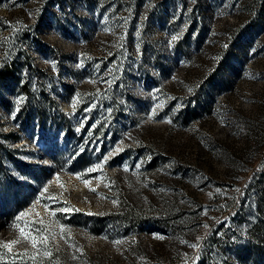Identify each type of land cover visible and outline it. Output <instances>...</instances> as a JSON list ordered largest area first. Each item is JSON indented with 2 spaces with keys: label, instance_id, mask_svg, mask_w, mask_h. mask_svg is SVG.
<instances>
[{
  "label": "rangeland",
  "instance_id": "obj_1",
  "mask_svg": "<svg viewBox=\"0 0 264 264\" xmlns=\"http://www.w3.org/2000/svg\"><path fill=\"white\" fill-rule=\"evenodd\" d=\"M6 64L0 242H19L0 264H127L137 236L195 264L212 223L233 221L237 208L208 214L185 237L109 215L128 189L144 201L174 191L184 208L226 179L202 144L241 147L240 117L263 109L264 0H0ZM219 245L229 264H253L229 254L231 238Z\"/></svg>",
  "mask_w": 264,
  "mask_h": 264
},
{
  "label": "trees",
  "instance_id": "obj_2",
  "mask_svg": "<svg viewBox=\"0 0 264 264\" xmlns=\"http://www.w3.org/2000/svg\"><path fill=\"white\" fill-rule=\"evenodd\" d=\"M10 74L8 65L0 66V78ZM209 80V79H207ZM194 88L191 98L199 93ZM210 104L204 103V108ZM257 117H240L245 141L239 148L229 146L224 140L209 137L202 144L208 152L219 153L224 159L223 181L213 183L214 190L204 202L192 200V207H182L178 193L159 194L156 199L143 200L134 189L120 194L117 210L109 215L111 222L120 223L129 229L147 225L161 232L180 233L195 237L207 225L206 216L213 219L223 214L232 216L212 223L207 244L200 249V259L195 264H229L219 245L223 239L231 238L229 254L247 257L253 264H262L264 258V105ZM256 165V167H253ZM155 162L151 163V167ZM219 245V248H216ZM218 250V251H216ZM125 253L127 264H181L178 259L158 258L156 247L146 245L137 236ZM100 259L91 258L92 264H101Z\"/></svg>",
  "mask_w": 264,
  "mask_h": 264
},
{
  "label": "snow or ice",
  "instance_id": "obj_3",
  "mask_svg": "<svg viewBox=\"0 0 264 264\" xmlns=\"http://www.w3.org/2000/svg\"><path fill=\"white\" fill-rule=\"evenodd\" d=\"M173 39H175V37L173 38ZM89 171H91V169L89 170ZM85 184H87L88 183V181H83ZM45 208L47 209V205H45ZM21 215V217L22 216H24L25 214L24 213H21L20 214ZM52 215H55V213L53 212L52 213ZM17 219H20V217H17ZM42 223V222H41ZM21 236H23L25 239H31L32 240V245H33V247H36V237H29V236H27L24 232H23V230H21ZM19 241H17V240H13V241H10V242H0V247H3V248H5V249H11V247L14 245V244H16V243H18ZM114 243H119L118 241H116V242H114ZM192 247H195L196 245H191Z\"/></svg>",
  "mask_w": 264,
  "mask_h": 264
}]
</instances>
